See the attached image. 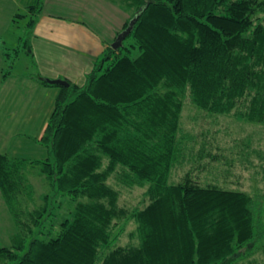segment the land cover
I'll return each mask as SVG.
<instances>
[{"label":"trees","instance_id":"obj_1","mask_svg":"<svg viewBox=\"0 0 264 264\" xmlns=\"http://www.w3.org/2000/svg\"><path fill=\"white\" fill-rule=\"evenodd\" d=\"M119 2L133 10L121 31L145 7L122 45L106 46L85 84L40 78L59 87L37 140L45 156L0 153V193L16 228L9 245L0 246V262L253 260L262 226L255 198L204 182L203 170L220 155L208 132L198 141L181 129L180 118L189 101L207 115L264 125V0ZM27 8L31 30L43 0H28ZM18 49L5 53L9 63ZM33 169L48 187L37 205L28 180ZM121 187L142 189L137 205L120 203ZM62 198L71 204L69 215L44 228L52 203ZM261 256L264 264V246Z\"/></svg>","mask_w":264,"mask_h":264},{"label":"crops","instance_id":"obj_2","mask_svg":"<svg viewBox=\"0 0 264 264\" xmlns=\"http://www.w3.org/2000/svg\"><path fill=\"white\" fill-rule=\"evenodd\" d=\"M46 1L43 0V7ZM71 1L66 0L69 6L75 4V0ZM19 2L0 0V153L10 157L29 155L26 152L43 147L37 140L54 109L59 87L43 84L40 78L85 84L86 75L112 38L105 37V32L101 34L84 20L57 15L42 8L27 36L23 49L26 57L21 58L18 49L13 62L9 63L5 53L16 47L8 43V34L13 29L11 23ZM17 58L19 61L24 59L25 69L15 70ZM43 149L46 153L45 147ZM15 229L0 193V246L9 245Z\"/></svg>","mask_w":264,"mask_h":264},{"label":"rangeland","instance_id":"obj_3","mask_svg":"<svg viewBox=\"0 0 264 264\" xmlns=\"http://www.w3.org/2000/svg\"><path fill=\"white\" fill-rule=\"evenodd\" d=\"M19 1L17 9L19 16L17 18L15 17L16 14L13 16L15 21L12 20L11 23L13 29L8 34V43L10 42L16 49L18 47L21 51V58H25L26 53L23 49H25L24 44L29 34V29L25 23L30 18L31 13H28V0ZM73 1L71 2L73 3ZM59 2L60 0L53 2L47 0L43 7L44 11L86 21L101 34L105 32V37H112L107 45L115 39L124 22L133 13L132 9L126 8L119 0H75V4L70 5L72 9L69 6V1L62 0ZM20 14L24 15L21 16ZM9 53H12V50ZM23 69H25L24 59L19 61V58H17L15 70L21 71ZM180 125L182 130L191 131L195 134L198 141H201L203 133L208 132L207 140L211 142L212 138L213 142L212 152L220 155L216 161L209 162L210 166L208 165V168L203 170L202 179L205 180L204 182H215L229 189L246 191L255 198L254 214L256 220L262 225L261 239L254 247L255 251L251 255L253 260L244 259L242 264H262L261 248L264 246V169L261 168V164L264 166V159L262 158L264 157V125L239 120L232 115H207L189 101H186L182 108ZM31 142L33 143V140ZM246 143H251V147L249 148ZM26 153H29V155H22V157L41 158L46 154L43 147ZM30 155L33 156L27 157ZM226 170H229L230 173L227 174ZM28 180L34 188L35 205L41 204L43 193L48 191L44 176L38 169H33L28 174ZM176 180L178 178H171L170 176L171 182L174 183ZM141 193V188L127 190L121 187L120 203L128 206L137 205V202L141 199ZM70 209L71 204L66 198H62L59 205L52 203L49 210L50 215L43 222L44 228H47L51 222L54 226L58 221L68 216ZM127 230L128 227L123 233H127ZM14 232L15 230L12 233ZM9 234H11V231ZM126 242L128 243L127 235L123 234L120 244H126ZM0 264L4 263L0 262Z\"/></svg>","mask_w":264,"mask_h":264},{"label":"water","instance_id":"obj_4","mask_svg":"<svg viewBox=\"0 0 264 264\" xmlns=\"http://www.w3.org/2000/svg\"><path fill=\"white\" fill-rule=\"evenodd\" d=\"M144 7L140 8L139 14L143 11ZM139 14H136L134 17H132L129 20L127 27L125 29H123L122 31H120L116 35L115 39L110 43V47L112 49H118L122 45V42H123L124 38L132 30L133 25H134L136 19L138 18ZM47 80L49 82H51V83H56V84L63 85V86H69V82L67 80H65V79H47Z\"/></svg>","mask_w":264,"mask_h":264}]
</instances>
